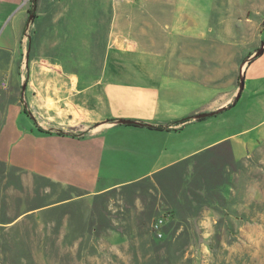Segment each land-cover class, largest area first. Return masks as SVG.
I'll use <instances>...</instances> for the list:
<instances>
[{
    "label": "rangeland",
    "instance_id": "374dc122",
    "mask_svg": "<svg viewBox=\"0 0 264 264\" xmlns=\"http://www.w3.org/2000/svg\"><path fill=\"white\" fill-rule=\"evenodd\" d=\"M46 3L44 25L56 21L61 28L55 46L35 37L23 67L26 79L17 73L4 78L1 88L15 86L22 93L32 81L42 87L45 70L103 69L109 62L124 74L142 66L167 70L175 45L181 59L172 62L174 68L187 65L201 81L222 71L224 82L228 65L244 63L257 28L264 27V0H213V32L183 52V36L174 41L168 26L177 20L182 27L183 10L193 7L192 0ZM36 32L30 28L27 37ZM91 40L92 57L86 47ZM153 53H160L159 61L147 56ZM183 53L189 55L184 61ZM22 65L17 62L16 69ZM30 67L37 77L29 78ZM112 80L137 83L136 77ZM23 100L28 102L26 96ZM217 163L224 165L220 172L212 165L207 171L192 167L171 179L59 207L58 202L75 198V191L43 180L24 186L20 173L8 175L0 168V264H264V145L239 163ZM45 205L48 210L28 213Z\"/></svg>",
    "mask_w": 264,
    "mask_h": 264
},
{
    "label": "crops",
    "instance_id": "0c3cea01",
    "mask_svg": "<svg viewBox=\"0 0 264 264\" xmlns=\"http://www.w3.org/2000/svg\"><path fill=\"white\" fill-rule=\"evenodd\" d=\"M46 1L37 0L35 7L34 0H0V168L8 175L20 173L24 186L43 180L75 191V198L55 207L145 181L161 182L192 167L207 171L212 165L220 172L224 165L217 161L239 163L264 145V27L257 28V41L246 51L244 63L228 65L232 71L224 82L222 71L201 81L187 65L174 68L181 59L175 45L167 55V70L142 66L124 74L110 62L103 69H51L43 72L48 80L40 88L32 81L23 85L22 93L15 86L5 90L1 81L8 77L18 73L26 79L23 67L30 61L35 37L42 45L55 46L52 40L58 39L61 28L56 21L44 25ZM54 4L56 0H50ZM192 4L183 10L182 27L177 20L168 26L174 41L175 35L183 36V52L192 41L205 42L215 27L213 0ZM30 28L37 32L27 37ZM92 45L91 40L86 46L91 57ZM260 46L263 54L256 56ZM159 54L147 56L159 61ZM188 56L183 53L182 60ZM17 62L23 63L22 70L16 69ZM29 73V78L38 75L35 70ZM122 77H136L137 83L112 80ZM201 114L214 115L195 118ZM187 117L192 120L186 124H172ZM119 120L142 125H120Z\"/></svg>",
    "mask_w": 264,
    "mask_h": 264
},
{
    "label": "water",
    "instance_id": "95a60500",
    "mask_svg": "<svg viewBox=\"0 0 264 264\" xmlns=\"http://www.w3.org/2000/svg\"><path fill=\"white\" fill-rule=\"evenodd\" d=\"M33 18V17H31ZM264 46V45H263ZM261 54H263V47H261L257 52H256V56H260ZM243 89V85L240 86V91ZM214 114H201V115H198L196 116L195 118L196 119H204V118H207L209 116H212ZM117 124H120V125H138L139 123L136 122V121H130V120H119L117 122Z\"/></svg>",
    "mask_w": 264,
    "mask_h": 264
},
{
    "label": "trees",
    "instance_id": "16d2710c",
    "mask_svg": "<svg viewBox=\"0 0 264 264\" xmlns=\"http://www.w3.org/2000/svg\"><path fill=\"white\" fill-rule=\"evenodd\" d=\"M34 4H35V7L37 5V0H34ZM32 14L34 15L35 14V11L32 12ZM192 120V117H187V118H184L182 120H179V121H176V122H173L172 124L173 125H182V124H186L188 123L189 121ZM138 125H142V124H138ZM145 126H148V127H151V128H154V129H159V130H163L164 129V126H149V125H145Z\"/></svg>",
    "mask_w": 264,
    "mask_h": 264
},
{
    "label": "built area",
    "instance_id": "2783aa9c",
    "mask_svg": "<svg viewBox=\"0 0 264 264\" xmlns=\"http://www.w3.org/2000/svg\"><path fill=\"white\" fill-rule=\"evenodd\" d=\"M160 223H161V221H160ZM159 228H160V227H158V225H155L154 230L157 231V230H159Z\"/></svg>",
    "mask_w": 264,
    "mask_h": 264
}]
</instances>
